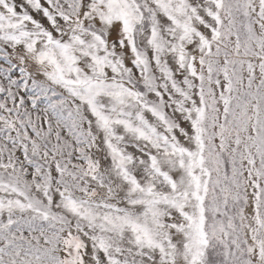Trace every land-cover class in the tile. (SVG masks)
Wrapping results in <instances>:
<instances>
[{"label": "snow or ice", "instance_id": "obj_1", "mask_svg": "<svg viewBox=\"0 0 264 264\" xmlns=\"http://www.w3.org/2000/svg\"><path fill=\"white\" fill-rule=\"evenodd\" d=\"M0 264H264V0H0Z\"/></svg>", "mask_w": 264, "mask_h": 264}]
</instances>
